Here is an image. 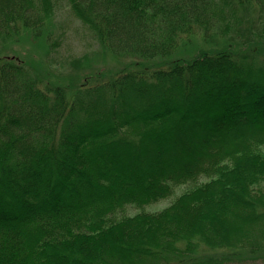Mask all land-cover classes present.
I'll list each match as a JSON object with an SVG mask.
<instances>
[{"label":"trees","instance_id":"16d2710c","mask_svg":"<svg viewBox=\"0 0 264 264\" xmlns=\"http://www.w3.org/2000/svg\"><path fill=\"white\" fill-rule=\"evenodd\" d=\"M251 1L67 0L98 55L127 62L65 99L0 61V264L264 259V46L258 28L231 38L229 22ZM56 10L0 0V35L49 48ZM181 55L195 57L162 65ZM231 137L241 155L227 167L216 148ZM202 175L215 176L145 210Z\"/></svg>","mask_w":264,"mask_h":264},{"label":"rangeland","instance_id":"374dc122","mask_svg":"<svg viewBox=\"0 0 264 264\" xmlns=\"http://www.w3.org/2000/svg\"><path fill=\"white\" fill-rule=\"evenodd\" d=\"M56 5L55 20L59 25V29L55 30L49 48L45 44L33 42L31 37L25 34L23 30L21 31L23 34L21 39L18 38V34L14 35L13 38L0 35V61L26 65V71H28L31 79L25 77L26 82H24L23 88L35 86V88L43 90L51 97L54 93L59 92L60 97L65 99L69 95L68 93L77 86L85 83L91 84L100 72L113 74L119 71L125 65L127 59L116 58L103 53L98 55L97 51L100 50L98 42L94 39L91 31L72 14L67 0H56ZM233 9L232 16L229 17L230 37H243L258 28V33L262 34L259 38L264 46V36L261 31L262 29L264 31V0H252L244 8H240L236 3ZM17 29L21 30L20 27ZM263 52L259 55L258 61L264 65ZM257 54H259V50ZM192 56L181 55L165 61L162 65H168L172 61H175L177 65H184L194 59L195 56ZM239 143V140L231 137L225 143L219 145L216 148V153L220 152L222 155V157H218L219 163L223 158L221 164L230 167L235 158L241 155ZM213 151H215V148ZM257 152L261 154V157L264 156V141L257 143ZM214 176L202 175L196 182L173 184V194L171 196L145 207V210L147 212L162 211L170 206L176 198L195 186L208 182ZM253 188L263 189L264 182L256 183ZM139 212L140 210L134 206H128L126 211L130 216ZM228 264H264V259L242 257Z\"/></svg>","mask_w":264,"mask_h":264}]
</instances>
